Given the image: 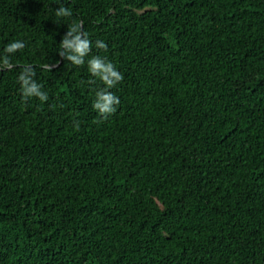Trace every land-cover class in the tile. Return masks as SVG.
<instances>
[{
    "label": "trees",
    "instance_id": "trees-1",
    "mask_svg": "<svg viewBox=\"0 0 264 264\" xmlns=\"http://www.w3.org/2000/svg\"><path fill=\"white\" fill-rule=\"evenodd\" d=\"M4 56L0 264H264V0H0Z\"/></svg>",
    "mask_w": 264,
    "mask_h": 264
},
{
    "label": "clouds",
    "instance_id": "clouds-1",
    "mask_svg": "<svg viewBox=\"0 0 264 264\" xmlns=\"http://www.w3.org/2000/svg\"><path fill=\"white\" fill-rule=\"evenodd\" d=\"M55 14L57 17H69L72 15L71 11L65 7L58 8ZM60 44L62 49H64L60 55L64 56L65 53H67V59L75 65H81L84 63V57L91 47V42L87 36L81 35L75 25L66 32ZM95 46L99 49L106 48V44L99 40L95 42ZM23 48L24 43L17 40L8 44L4 51L6 53H15ZM0 62L4 65H8L9 59L7 56H4L0 58ZM88 70L93 76L100 78L106 86V89L113 88L122 80V75L115 69L113 64L106 62L100 57H93L88 61ZM33 75L34 73L32 70L26 68L19 76L22 94L24 97H37L40 101H46L48 97L46 93L40 90V85L33 80ZM106 89L96 93V101L93 105V107L104 117L114 113L116 111V105L120 102L117 96L108 92Z\"/></svg>",
    "mask_w": 264,
    "mask_h": 264
}]
</instances>
